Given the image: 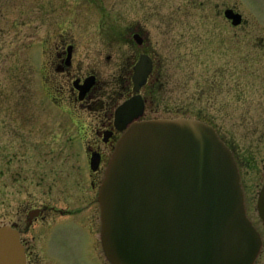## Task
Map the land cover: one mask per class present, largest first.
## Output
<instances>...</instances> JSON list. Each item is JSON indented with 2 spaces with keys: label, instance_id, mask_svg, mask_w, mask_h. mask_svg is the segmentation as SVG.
<instances>
[{
  "label": "rangeland",
  "instance_id": "obj_1",
  "mask_svg": "<svg viewBox=\"0 0 264 264\" xmlns=\"http://www.w3.org/2000/svg\"><path fill=\"white\" fill-rule=\"evenodd\" d=\"M141 1V6L137 7L139 12L133 9L130 15L146 18L143 26L155 46V58L163 66L160 89H157L155 102H149L145 117H173L176 116L173 111L189 104L196 108L208 107L209 112L218 115L217 125L226 128L225 138L234 144L235 153L241 157L240 170L246 173L249 193L256 196L264 174V57L263 53L255 52L254 38L264 35V0ZM155 3L158 9L152 14L149 7ZM188 5L192 6L188 18L190 32L183 31L180 24L187 20L184 10ZM215 5L234 7L235 13H240L237 24L244 21L235 30L237 35H233L234 29L224 22L223 30L218 32L202 24L207 19L211 22L214 17L211 7ZM124 16L122 0H0V227L10 224L18 217L16 213L31 203L47 201L62 208L81 209L86 203L83 197L97 196V189H92L87 179V156L81 144L84 132L75 124L84 125V119L80 122L71 119L66 102L54 104L55 99L49 98L48 72L44 70V56L40 51L41 36L45 18H59L58 30L70 26L73 19L77 27L75 32L92 38L90 45L95 41L103 44L108 41V51L102 48L101 53L93 57L99 62V74L104 78L105 53L111 55L108 79H112L117 75L112 71L113 64L129 59L122 54ZM108 25L110 37L105 31ZM238 55L239 77L216 74L224 77L223 89H232L235 83L238 94L235 101L239 105L236 113L229 110L234 103L229 105L226 98L225 103L217 105L209 103L205 96L195 98L206 85L194 80L185 84L187 66L195 69L193 77L196 78L201 65L221 64L220 60L233 64ZM93 57L89 55L87 59ZM82 58L86 62V57ZM59 75L55 74L52 79ZM96 212L95 237L99 250L83 231L70 236L72 230H76L73 226L69 227V232L64 229V234L68 232L66 238L70 236L68 239L62 241L61 235H52V250L51 246L42 247L29 233L25 236L29 243L31 238L34 240L32 253L39 258L38 264H53L47 252L52 256L60 255L72 264L87 261L99 264V205ZM250 219L262 240L253 264H264V222L258 215L256 200ZM86 250L94 251L89 252L88 259L80 252Z\"/></svg>",
  "mask_w": 264,
  "mask_h": 264
},
{
  "label": "water",
  "instance_id": "obj_2",
  "mask_svg": "<svg viewBox=\"0 0 264 264\" xmlns=\"http://www.w3.org/2000/svg\"><path fill=\"white\" fill-rule=\"evenodd\" d=\"M225 16L240 22L231 9ZM142 63L135 89L144 82ZM138 95L122 102L124 132L98 187L100 240L112 264H253L261 237L247 217L232 151L194 118L139 119ZM97 158L90 167L96 169ZM264 222V183L257 198ZM0 264H25L19 233L0 227Z\"/></svg>",
  "mask_w": 264,
  "mask_h": 264
},
{
  "label": "flooded vegetation",
  "instance_id": "obj_3",
  "mask_svg": "<svg viewBox=\"0 0 264 264\" xmlns=\"http://www.w3.org/2000/svg\"><path fill=\"white\" fill-rule=\"evenodd\" d=\"M122 2L125 13V26L121 34V44L123 47L122 54L128 55L129 59L125 62L113 64L112 71L117 73V75L112 76V79H108V65L111 62V55L105 53L106 64L104 78H101L99 74V62L95 60L96 57H93L95 54H100L102 48L108 51V41L104 42V44L95 41L94 44L90 45L92 38H85L79 33H76V22L73 19L72 21L74 22L71 21V23H69L70 26H67L68 28L66 27L62 30H58L59 24L57 21L59 18H45V29L41 36L40 51L44 56V70L45 72H48L46 84L50 87V90H48L50 95L49 98L55 99L54 102L56 103L54 104L66 102L70 107H68V114L71 119L79 122L82 118L84 119V125L75 124L79 131L82 129L84 132V135L82 134L81 136V144L85 151V155L87 156L88 183L92 189L97 190L103 178L109 157L114 150L118 138L124 131V129H119L116 125V108L130 97L138 95L144 104L143 113L139 119L155 118L145 117V112L149 102H155L157 89H160L159 85L161 84V69L163 66L161 62L155 58V46L152 44L151 39L143 26V20L146 18L135 14L130 15L133 9H135L136 12H139L137 7L141 6L142 1L122 0ZM189 2L191 1H188V3ZM156 3L149 7L152 14H155L158 9ZM134 4L136 5V8H134ZM228 8L232 9L233 12H237L234 7ZM228 8L219 5L212 6L211 12H213L214 17H211V22H208L207 19L208 23L203 22L202 24L209 26L207 28L210 31L218 32L219 30H223L222 24L224 22L234 29L233 35H237L235 30L241 26L244 20L242 19L240 24H234V19L227 18L224 14ZM191 12L192 6L190 7L188 5L184 10L187 20L180 22L183 31H191L190 21L188 20V18L190 19ZM220 21L222 22L221 25L219 24ZM180 24L178 23L179 26ZM109 29L108 25V29L105 28V31L110 37V31L108 32ZM189 32L186 31L187 34H189ZM254 42L255 52L259 51L260 54L263 53L262 57H264V35L256 36ZM89 55L93 57L91 60L87 59ZM82 57H86V62L82 60ZM238 58L239 55L232 62L233 64H229V60L224 62L220 60L221 64H212L207 67L201 65V68L199 69L200 72H197L199 75L196 78L193 77V73L196 72L195 69L187 66V69L185 70L188 74L186 76L185 84L189 82L191 84L194 80L200 85H206L205 88H202V91H199L200 93L198 95H194L192 92L195 98L198 99L205 96L209 103L213 102L216 105L225 103L226 98L229 100V105L234 103L229 110L236 113L239 105L238 102L235 101L238 99L237 90L236 87H234L235 83L232 84V89L226 87L225 90L223 89V87H225L224 77H221L220 75L216 76V74L229 73L234 78H236L235 74L239 77L240 71ZM255 58L257 57L255 56ZM216 59L218 61V55ZM255 60L257 61V59ZM140 63H142L140 66L141 71H145L146 76L144 82L138 87V89H135L134 74ZM211 67L214 69H209ZM209 71H212L211 74H209ZM57 73L60 75L53 80L52 76ZM236 84H238V81ZM230 99H232L231 102ZM173 112L176 113V116L173 117H189L208 123L217 131L220 138H222L226 145L231 149L238 168L239 181L243 193L244 209L247 216L250 218L251 211L253 210V201L256 200L257 202L259 190L257 191L256 196L249 193L246 173H242L240 170L242 166L241 157L235 153L233 149L234 144L225 138L227 135L226 128H220L217 125L216 121H219L218 115L209 112L208 107L206 109L196 108L191 104L186 105L183 109L180 108ZM222 129L224 130L222 131ZM93 155L94 158H97L98 165L96 169L91 170L90 161ZM260 182L259 186L261 187L264 182V174ZM83 201H86V203L81 209L77 207L62 208V206H59L54 202L50 203L47 201H41L40 203H31L22 211L16 213L18 214V217L7 225L19 233V241L23 246L25 253V264H38L39 261V258L32 253V247L34 246V242H32L34 241L33 238H31V242L29 243L25 236L29 233L41 243L42 247L44 246L46 248L47 246H51L50 241L54 240V237L52 236L54 234L61 235L63 241L72 236V234H77V232L80 234L83 231L92 238L91 240L94 242L93 245L95 249L98 248L99 250L98 241L95 237L96 209L98 205L97 196H91L90 198L87 196L83 197ZM70 226L75 227L76 230H72L71 235L66 238ZM56 227L58 228L54 229ZM64 229H68V232L65 234ZM100 248L99 264H108V259L102 249L101 242ZM80 252L82 256L83 254L85 255L86 259H88L89 252L90 254L91 252L94 253L93 250ZM47 256L53 264H72L64 261L62 256L57 254L56 256H52L47 252ZM84 264L90 263L87 261Z\"/></svg>",
  "mask_w": 264,
  "mask_h": 264
}]
</instances>
